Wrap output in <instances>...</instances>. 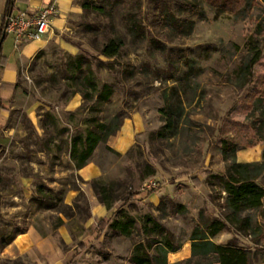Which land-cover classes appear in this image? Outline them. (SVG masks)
<instances>
[{
	"label": "rangeland",
	"instance_id": "1",
	"mask_svg": "<svg viewBox=\"0 0 264 264\" xmlns=\"http://www.w3.org/2000/svg\"><path fill=\"white\" fill-rule=\"evenodd\" d=\"M137 1L143 23L165 50L150 36L133 41L119 6L100 14L93 8L98 0H73L65 27L20 69L0 120V264H32L11 246L26 232L37 237L40 264H135L130 256L144 250L161 261L155 246L162 226L181 245L179 253L167 254V263L187 258L194 225L223 212L227 194L214 178L228 163L222 141L251 156L263 154L264 107L256 97L264 102V6L246 0L232 13L199 0L191 33L169 36L149 25L150 0ZM115 35L124 46L107 69L98 49ZM255 50L261 55L246 83L240 68ZM77 55L85 57L80 69L73 65ZM89 81L112 86L106 102H97ZM97 122L112 131L86 160L95 172L84 177L72 142ZM228 156L234 160L233 152ZM150 181L154 188L146 187ZM256 181L264 187V167ZM127 190L137 194L121 202ZM244 215L250 231L223 230L213 241L250 249L249 264H260L264 202ZM115 220L131 221L127 234L111 226Z\"/></svg>",
	"mask_w": 264,
	"mask_h": 264
},
{
	"label": "trees",
	"instance_id": "2",
	"mask_svg": "<svg viewBox=\"0 0 264 264\" xmlns=\"http://www.w3.org/2000/svg\"><path fill=\"white\" fill-rule=\"evenodd\" d=\"M207 4L217 7L225 12H238L241 10L246 0H204ZM264 6V0H258ZM15 0H6L4 7V21L0 29V35L3 37L5 20L12 16V10ZM151 21L150 26H158L165 35L187 36L191 33L194 20L193 18L201 14V5L199 0H150ZM119 6L122 10L121 21L130 38L133 41H141L150 36L149 42L156 48L165 50V45L160 39L151 34L148 25L143 23L141 17V4L137 0H98L94 5V9L98 13L107 14L106 8L113 9ZM82 8L87 11L90 8L89 4L82 5ZM124 46L122 38L118 35L109 37L105 43L98 49V54L105 57L106 61H100L107 69L112 68L111 59L116 58ZM261 55L260 50H255L252 56L244 61L241 66L242 77L246 83L254 79L253 67L259 60ZM85 57L77 55L74 58L73 65L80 69ZM86 69L90 70L89 61H85ZM80 73H84L81 70ZM89 81L90 86L95 92L96 100L99 103L106 102L111 96L113 89L109 84H102L98 88L96 83ZM263 97V96H262ZM262 97H256L264 107ZM112 128L106 123H94L89 128L84 136H76L72 142V151L78 152L76 160L78 168L82 167L86 160L89 159L98 144V142L109 135ZM237 151L235 143L223 140L222 153L224 158L228 160L225 167V172L214 175L221 190L227 195L223 201V212L221 216H215L207 220L204 225H194L190 241V256L172 264H249L250 249L238 246L232 241L227 243H216L212 238L219 232L226 230L248 232L251 229V220L249 216H240L242 211L248 209H257L263 206L264 187L257 183L256 178L258 172L264 167V161L255 163H240L234 160H229L228 153L233 152V157ZM264 158V152L262 154ZM257 168V172L250 169ZM97 192V191H96ZM137 192L127 190L120 197L121 202H126L134 199ZM101 202H105V198L98 197ZM178 210L184 208L183 205H175ZM107 223L106 219H100L98 226L103 229ZM113 228H120L123 234H127L131 228V221L121 222L113 221ZM20 231L18 233H22ZM262 232L264 229L262 227ZM261 233V232H260ZM181 248V245L174 244L172 236L162 226V237L155 246V250L159 252L162 260L158 261L156 256L150 255L146 250L142 254L133 253L130 256L131 262L135 264H169L166 256L170 252H176ZM261 264H264V260Z\"/></svg>",
	"mask_w": 264,
	"mask_h": 264
},
{
	"label": "crops",
	"instance_id": "3",
	"mask_svg": "<svg viewBox=\"0 0 264 264\" xmlns=\"http://www.w3.org/2000/svg\"><path fill=\"white\" fill-rule=\"evenodd\" d=\"M5 3L6 0H0V29L4 21ZM48 5L55 6L58 15H54L50 18L48 31L41 39L24 40L17 43L15 42L13 33H3V37L0 35V120L6 115L7 104L16 93L18 75L23 64L34 56L44 40L49 37L53 31H58L65 27L66 14L74 9L73 0H15L14 2L12 16L17 15L20 11H26L28 15H32L39 9ZM249 152L250 151L247 150H237L234 154V158L240 163H251L258 162L260 157H262V153L260 154L257 152V154L251 156ZM80 172L84 177H89L94 174L95 169L86 164L80 169ZM219 233L221 234V232ZM212 240L216 239L212 238ZM36 242L37 237L26 232L18 234L11 243V246L13 249H16L17 252L26 254L32 264H40V254L36 249L37 246L34 244ZM46 250V255L53 257L54 250H49L47 247ZM180 250L170 252L169 254H177Z\"/></svg>",
	"mask_w": 264,
	"mask_h": 264
},
{
	"label": "built area",
	"instance_id": "4",
	"mask_svg": "<svg viewBox=\"0 0 264 264\" xmlns=\"http://www.w3.org/2000/svg\"><path fill=\"white\" fill-rule=\"evenodd\" d=\"M56 12V7L53 5L43 7L32 15L20 11L17 15L8 17L3 33H13L17 43L24 40H39L48 31L49 20ZM155 186L154 181L146 184L148 188Z\"/></svg>",
	"mask_w": 264,
	"mask_h": 264
},
{
	"label": "water",
	"instance_id": "5",
	"mask_svg": "<svg viewBox=\"0 0 264 264\" xmlns=\"http://www.w3.org/2000/svg\"><path fill=\"white\" fill-rule=\"evenodd\" d=\"M7 19H8V18H6V20H5V24L7 23Z\"/></svg>",
	"mask_w": 264,
	"mask_h": 264
}]
</instances>
